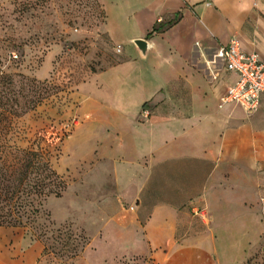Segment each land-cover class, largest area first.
Here are the masks:
<instances>
[{
  "label": "rangeland",
  "instance_id": "1",
  "mask_svg": "<svg viewBox=\"0 0 264 264\" xmlns=\"http://www.w3.org/2000/svg\"><path fill=\"white\" fill-rule=\"evenodd\" d=\"M118 17L113 13L107 23L103 0H0V70L12 75L17 87L25 77L47 89V97L17 121L24 137L20 144L48 147L52 165L65 182L60 196L50 195L42 203L36 227L45 231V240L23 228L0 226V260L264 264V203L258 226H243L242 219L232 218L221 228L222 219L212 208L216 202L211 200L203 215L205 197H198L191 206L199 215L191 212L171 234L177 246L170 250L145 245L142 230L131 224L126 210L132 209L135 187L114 178L119 161L110 105L118 94L127 97L121 89L116 92L117 85L144 60L135 53L133 27ZM176 20L158 18L153 33L167 30ZM141 21L136 28L143 27ZM143 63V70L154 64L151 59ZM137 77L147 78L144 72ZM148 107L143 105V111Z\"/></svg>",
  "mask_w": 264,
  "mask_h": 264
},
{
  "label": "crops",
  "instance_id": "2",
  "mask_svg": "<svg viewBox=\"0 0 264 264\" xmlns=\"http://www.w3.org/2000/svg\"><path fill=\"white\" fill-rule=\"evenodd\" d=\"M103 3L107 23L115 13L123 25L133 27L134 39L144 38L158 18L177 16L170 28L144 38L145 56L135 47L141 64L150 59L154 64L127 72L116 88L127 97L118 94L110 105L119 161L114 178L135 187L126 214L142 230L145 245L174 249L171 234L191 212L198 214L191 204L201 196L200 213L215 201L212 208L222 219L221 228L232 218L242 219L243 226H258L264 203V93L250 115L233 103L219 107L235 75L206 48L217 51L235 37L243 51L264 59V0ZM140 18L143 27L138 29ZM143 72L147 78L141 80L137 74ZM145 104L147 118L142 114Z\"/></svg>",
  "mask_w": 264,
  "mask_h": 264
},
{
  "label": "trees",
  "instance_id": "3",
  "mask_svg": "<svg viewBox=\"0 0 264 264\" xmlns=\"http://www.w3.org/2000/svg\"><path fill=\"white\" fill-rule=\"evenodd\" d=\"M155 31L153 27L146 38ZM11 76L0 70V226L23 228L45 240V231L36 227L42 203L50 195L60 196L65 182L48 147L20 144L24 137L17 121L47 97V89L25 77L17 87Z\"/></svg>",
  "mask_w": 264,
  "mask_h": 264
},
{
  "label": "built area",
  "instance_id": "4",
  "mask_svg": "<svg viewBox=\"0 0 264 264\" xmlns=\"http://www.w3.org/2000/svg\"><path fill=\"white\" fill-rule=\"evenodd\" d=\"M215 57L235 75V80L220 96L219 107L233 103L248 115L254 113L259 107L260 95L264 93V59L256 52L243 51L235 37L218 47ZM142 114L145 118L149 116L148 110Z\"/></svg>",
  "mask_w": 264,
  "mask_h": 264
},
{
  "label": "water",
  "instance_id": "5",
  "mask_svg": "<svg viewBox=\"0 0 264 264\" xmlns=\"http://www.w3.org/2000/svg\"><path fill=\"white\" fill-rule=\"evenodd\" d=\"M134 44L141 56H145L147 52V41L143 38L134 39Z\"/></svg>",
  "mask_w": 264,
  "mask_h": 264
}]
</instances>
